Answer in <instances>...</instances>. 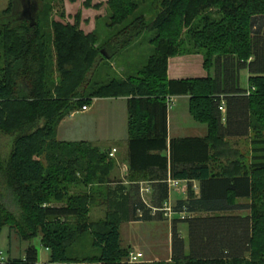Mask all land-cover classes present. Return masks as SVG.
Returning a JSON list of instances; mask_svg holds the SVG:
<instances>
[{"label": "trees", "instance_id": "trees-1", "mask_svg": "<svg viewBox=\"0 0 264 264\" xmlns=\"http://www.w3.org/2000/svg\"><path fill=\"white\" fill-rule=\"evenodd\" d=\"M144 1L109 0L110 26L124 24ZM27 2L10 0L0 11V133L15 136L9 154L0 150V232L10 226L22 239L40 236L50 258L39 263L31 244L24 257H8L6 264H134L121 243V224L165 220L169 178L187 180L189 197L172 208L185 213L172 220V258L151 264H249L248 253L264 250L256 239L264 217L255 205L248 215L227 213L248 207L237 198L254 200L261 192L264 184L253 176L264 170V155L255 153L246 164L227 138L253 130V151L264 153L257 148L264 144V0H163L151 23L137 16L99 50L96 36L77 25L46 26L42 6L31 26L23 17ZM148 29L156 33V48L140 70L120 80L107 69L106 81L94 80L97 58L108 62ZM53 51L63 76L58 85L50 80ZM179 54H203L208 76L170 79L169 58ZM243 69L250 74L248 89L240 83ZM177 95H190L192 115L209 128L206 136L168 141L169 99ZM105 96L128 97L129 187L106 185L115 164L109 152L92 142L56 138L66 115ZM243 165H251L252 174ZM142 178L151 182V203L134 183ZM94 184L108 195L106 217L97 221L90 218ZM79 185L86 190L74 192ZM5 195L12 203L2 201ZM180 222L189 228L188 250ZM87 236L88 253L78 260Z\"/></svg>", "mask_w": 264, "mask_h": 264}, {"label": "rangeland", "instance_id": "rangeland-1", "mask_svg": "<svg viewBox=\"0 0 264 264\" xmlns=\"http://www.w3.org/2000/svg\"><path fill=\"white\" fill-rule=\"evenodd\" d=\"M9 2L10 0H0V11L6 9L7 6L9 5ZM38 2H39V6L43 7L42 20L46 26L50 25L52 21L53 22L57 21V22L65 23V24L68 23L71 25H77L78 28L84 32V34H87V35L94 34L96 36L97 39H96V42L94 43V47L97 50H99V48H101L106 43H108L112 39L113 36H115L124 26H126L128 23L133 21L137 16L144 15L146 17V22L151 23L156 18V16L163 10V5H162L163 0H145L144 2H140V8L138 9V11L133 16H131L124 24L117 25V26H110L111 12L109 8V0H38ZM155 34L156 33L154 32V30H150V29L145 30L132 46L123 50L114 58L109 59L108 62L100 59V57L97 58V66L95 68L94 80H100V81L105 80L106 81V78L108 77L107 76L108 72H110L109 74L110 78H117L120 80L127 79L130 74H135L138 70H140L143 67L144 64H146L148 58L151 57L152 54L155 52L156 44L151 41V39L155 37ZM185 35L184 37H186ZM52 55L53 57L50 60L51 63L49 66L50 67V80L53 82V84L58 85V84H61L63 80V76L57 68L54 51ZM202 55L203 54H201V56ZM199 59L200 58H198V60ZM81 62H82L81 60L78 62L75 61L72 67L74 69L77 68L81 64ZM129 62H132V64L130 63L127 65V63ZM123 63L126 66V68L122 67ZM197 65H198L197 63L196 64L194 63L193 66L186 64V65H183L182 70L187 71L186 74H189L191 70H194L198 67ZM107 69L108 71H106ZM247 73L248 72L246 69L241 70L240 82H241V86L244 88H249L250 86L248 82ZM183 101L185 100L177 99L176 102L171 103V108H170L171 114L174 116L175 115L177 116V119L175 117L173 118V124L171 127L172 132H175L176 126H179V127L181 126L185 128L186 126L189 127L190 122L185 121V119L182 116L183 115V105H184ZM169 102H170V99H169ZM86 104L88 105V107H90L92 103L91 104L86 103ZM113 106H114L113 103L107 102L105 100L97 101L95 105L93 104V109L89 114H87L88 116H85L83 114H78L74 122L66 123L64 128L67 130L69 128H73V130L75 129L77 130L76 127L78 126L79 123H84L88 121L84 119H86L87 117H91L92 123H90V121L89 123L92 125L90 128L88 127V131H90L92 138L94 137L101 138L105 132L109 133L110 135V132H109L110 128H113V125L115 124V121L116 119H118V115H119V112L117 113L116 116L112 115L113 111L111 112V110L114 109ZM78 109H81V108L79 107ZM71 113H69L68 115H70ZM68 115H66L65 117H67ZM191 125H194V124L191 123L190 126ZM203 125L204 127L206 126L205 124ZM111 132L112 133L110 136L113 137L114 136L113 130ZM14 137L15 136L10 135V134L0 133L1 152H3L6 155L11 152V150L13 149ZM253 138L254 136L252 135L247 138L240 139L237 142H235L236 140H233L235 142V143L233 142L234 145H237L241 151L240 153L242 154V157L244 159L242 162L246 164H249L253 161V156L256 155L255 153H260L258 155H264V153L260 151L259 152L253 151V149L256 148V146L254 145L252 141ZM70 142H73V141H70ZM93 144L100 147V150L102 152L104 151L108 152V150H106V147H105L106 145L105 144L103 145L102 141H99L98 144L97 143H93ZM263 145L264 144L257 145L259 146L257 148L261 149V147H264ZM110 157H113V156L110 155ZM41 160H43V162L46 164L45 156H41ZM113 161L116 164V159H113ZM215 165L219 167L216 163ZM243 166L249 167L248 172L252 174L251 165H243ZM253 177L254 179H258L260 182L264 184V170H260V171L258 170L257 172L254 173ZM136 183H137L136 185L140 186V192H141L142 198L146 200L147 203H151L152 193L146 192L147 189H145V191L143 189L141 190L140 181ZM131 185L132 184H129L128 187ZM109 187H111L112 189H116V186L114 187V185L109 186ZM88 188L90 189L89 186ZM176 188H179V185L178 187L176 186L175 188H171L172 197L173 198L183 197V195L182 196L175 195ZM184 188L186 189V191H188L189 185L185 184ZM91 189L95 190V201H94V204L92 205L90 218L93 221L104 219L106 217V213L104 214L105 212L103 208L104 206L97 205L100 200L98 201L96 199H98L99 191L104 195V198L105 197L107 198L108 196L107 190L103 186H101V184L100 185L94 184L91 187ZM193 189L195 193H197L199 190L195 184L193 186ZM85 190L86 188L84 186L79 185L73 191L82 192ZM260 191L261 192L254 200L252 198H244V197L241 199H238V202L245 204L248 207L246 209H242V210L240 209V210L234 211L233 213L251 214L252 208L255 205L257 213L260 214V216L264 217V187ZM2 201L6 203H12V199L8 195H5L4 197H2ZM54 204L59 205L62 203H54ZM10 208L16 213L17 209L14 205H11ZM170 214H171L170 212L167 214L166 221L172 222L173 218L172 216L170 217ZM155 225L159 226L157 228L159 232L157 231L156 235L162 237L161 239L166 244L167 239H168V234L170 233V229L168 227L167 222H154V221L141 226V230L134 228L135 226L130 223H123L121 225L122 243L124 244V246L128 247L127 240H128V236H130L131 234L135 235V233L136 234L140 233L142 234V236H149L150 232L145 227L146 226L155 227ZM260 225H262V222L260 223ZM178 227L179 229H182V235L186 240L187 250H188V247H189L188 225L182 224L180 222L178 223ZM263 235H264V232L261 231L260 235L257 236L256 239H258V243L264 242ZM81 242L82 243H79L80 249L78 250H81L82 254L77 255V256L75 255L76 256L75 258H77L78 260L83 256L85 252L88 253L87 248L89 247L88 244H90V240L87 236L85 238V242L83 240H81ZM31 244L35 245L39 251V260H40L39 263L48 262L49 257H50V252L42 244L40 236L35 237L31 241L25 240L20 237L19 232L17 231L16 227H10V226L4 227L2 231L0 232V250H3L8 257H12V258L24 257L25 250ZM131 250L133 251L134 249H131ZM246 259L247 261H249V264H264V250L257 252L254 257L251 255V253H248L246 256ZM158 261H162V260H158ZM134 264H139V262H135Z\"/></svg>", "mask_w": 264, "mask_h": 264}, {"label": "crops", "instance_id": "crops-1", "mask_svg": "<svg viewBox=\"0 0 264 264\" xmlns=\"http://www.w3.org/2000/svg\"><path fill=\"white\" fill-rule=\"evenodd\" d=\"M198 58H200V59L198 60ZM195 61H197V62H195ZM132 62L127 63V65L130 63L132 64ZM193 62L195 64L197 63L198 67L194 70H191V72L189 74H186L187 71L182 70L183 65L188 64L190 66H193L194 65ZM124 63H125V61H124ZM124 63L122 64L123 65L122 67L126 68ZM247 72H248L247 77H248V82H249V75L250 74H249L248 70H247ZM214 73H215V70L212 69L211 74H214ZM208 74H209V72L204 67V57H203V55L201 56V54H179V55L172 56L169 58L168 76L170 79L207 77ZM177 99H184L185 100V101H183L184 105H183V115L182 116L185 119V121L190 122V124L192 123L194 125L190 126V124H189V127L186 126V128L181 127V126H180L181 127L180 128L179 126H176L175 132H172L171 127L173 124V118L175 117L177 119V116L176 115L174 116L171 114L170 108H171V103L176 102ZM100 100H105L107 102L114 104V106H113L114 109L111 110V112L113 111L112 115L116 116L117 113L119 112L118 119H116L115 124L113 125V128H110V131H109L110 135H111V133H112L111 131L113 130V132H114L113 137H111L109 135V133L105 132L101 138L100 137L92 138L90 131H88V127L90 128L92 125V124H90V123H92L91 117H87L86 119H84V120H88V121L84 122V120H83L84 123H79L78 126L76 127L77 130L76 129L73 130V128H69L67 130L64 128L66 123L74 122V120L78 114H83L85 116H88L87 114H89L93 109V104L95 105L97 103V101H100ZM222 112H223L224 121H225L226 109L223 110ZM89 121H90V123H89ZM128 122H129V113H128V97L127 96L95 97L92 101V104L90 105V107L87 110H83L82 108L78 109V110L72 112L70 115H68L67 117H65L61 121V123L58 126L56 138L59 141H67V142H70V141H73V142L74 141H87V142H92V143H97V144L99 141H102L103 145L104 144L106 145L105 146L106 150H108L109 153H111L113 148H116L117 151H116L115 155L112 157V159H116V164L114 165L113 169L111 170V172L108 175V179L111 181L107 182L106 185L107 186L108 185L109 186L114 185V187L116 186V188L119 186L128 187L129 184H133L132 181L128 178L129 173H130V167H129V162H128V140H129ZM195 124H197V125H195ZM208 131H209L208 126L206 125L204 127L203 123L197 121L194 118V116L192 115L191 106H190V95L172 96V98L169 102V110H168V136H169L168 141L169 142L171 141L172 138H177V137H204L208 134ZM252 135L255 136L253 130H251V133L247 136L229 137V138H227V140L230 142L233 149L240 151L239 147L237 145H234V143L240 139H244V138H247V137L252 136ZM233 140H236V141L234 142ZM103 145H101V146H103ZM249 164H251V163H249ZM169 179H171V178H169ZM179 180L181 182L179 184V188H176L175 195H179V196L183 195V197L173 198L171 195V187H170V196H169L168 202L165 204V207L171 206L170 208H173L176 205V203L178 202V200L187 199L189 197L188 191H186V189L184 188L185 184L188 185L189 182L187 180H181V179H179ZM134 183H136V182H134ZM191 183H193V186H194V184L197 186V188L199 190L196 193V195H199V193H200L199 182L195 180ZM140 184H141V190L143 189L145 191V189H147L146 192L153 193L151 182L148 181L147 178H142V180H140ZM110 189H112V188H110ZM119 191H121V190H119ZM238 199H241V198H237V203L242 204V203L238 202ZM96 200H98V201L100 200L97 205L104 206L103 208H104V211H105L104 214H105L107 212V209H108V207L106 205L107 198L106 197L104 198V195L102 193H99L98 199H96ZM234 211H237V210H234ZM234 211L229 212L227 214H236V213H233ZM168 213H166L165 216H167ZM240 215H248V214H240ZM171 216H172V218L184 217L185 213L176 214V212L174 213L173 210L171 209L170 217ZM149 222H152V221H142V220L130 221L129 220V221H124L123 223H130V224L135 226L134 228L141 230V226L146 225ZM154 222H167L168 227L170 229V233L168 234V239H167L166 244L161 239L162 237L156 235L157 231H158L157 228L159 227L158 225L157 226L155 225V227H149V226L145 227L150 232L149 236H142V234H140V233L139 234L135 233V235L131 234L130 236H128L127 243H128V247L130 248V251H132L131 249H134L133 251L142 253V256L136 260V262H139V264H146V263L151 264L154 261L170 260L172 258V222L166 221V219L162 220V221H154ZM182 224H186V223H182ZM137 226H139V227H137ZM180 230L182 232V229H180ZM121 243H122V232H121ZM122 245H123V247L128 248L127 246H124L123 243H122ZM163 248H164V250H163ZM161 251H163V252H161ZM39 262H40V260H39Z\"/></svg>", "mask_w": 264, "mask_h": 264}, {"label": "built area", "instance_id": "built-area-1", "mask_svg": "<svg viewBox=\"0 0 264 264\" xmlns=\"http://www.w3.org/2000/svg\"><path fill=\"white\" fill-rule=\"evenodd\" d=\"M171 98H170V100H171ZM88 108L89 107L87 105L83 106L84 110H87ZM220 109H221V111L226 109V106H225L224 102L220 105ZM116 151H117V149L113 148V150L111 151L110 155L114 156ZM168 182H169V185H170L171 188H175L176 186L178 187V185L180 184L181 181L179 179H172L171 178V179L168 180ZM163 209L166 211L165 213H168L169 211L171 213V208L170 207L167 206V207H164ZM141 256H142L141 252L131 251L130 255H129V258H128L129 262L134 263ZM7 260H8V256L5 254V252L3 250H0V264H6Z\"/></svg>", "mask_w": 264, "mask_h": 264}, {"label": "water", "instance_id": "water-1", "mask_svg": "<svg viewBox=\"0 0 264 264\" xmlns=\"http://www.w3.org/2000/svg\"><path fill=\"white\" fill-rule=\"evenodd\" d=\"M39 11L38 0H28L23 10V17L30 21L31 26L36 25V17Z\"/></svg>", "mask_w": 264, "mask_h": 264}]
</instances>
